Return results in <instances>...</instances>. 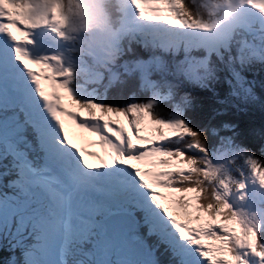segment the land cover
<instances>
[{
    "label": "snow or ice",
    "instance_id": "obj_1",
    "mask_svg": "<svg viewBox=\"0 0 264 264\" xmlns=\"http://www.w3.org/2000/svg\"><path fill=\"white\" fill-rule=\"evenodd\" d=\"M44 2L46 11L35 14L31 0H0V160L14 177L12 191L0 192V233L19 250L11 264H160L161 248L167 264H249V256L264 264L257 226L216 193L205 202L193 181V174L215 173L173 144L192 137V147L205 151L183 120L154 118L151 102H81L68 87L70 70L29 59L18 46L42 24L64 35L63 0ZM242 7L264 18V0H227L228 10L212 22L184 0H129L125 31L183 50L181 69L195 70L207 57L191 53L227 49L236 25L221 26ZM243 55L264 58V49L245 45ZM37 150L39 165L29 155ZM248 164L264 187V165Z\"/></svg>",
    "mask_w": 264,
    "mask_h": 264
},
{
    "label": "trees",
    "instance_id": "obj_2",
    "mask_svg": "<svg viewBox=\"0 0 264 264\" xmlns=\"http://www.w3.org/2000/svg\"><path fill=\"white\" fill-rule=\"evenodd\" d=\"M212 1L215 2L211 6L209 4L202 6L197 0H184V3L194 16L205 22H212L219 18L216 15L225 10L222 8L226 6L227 0ZM201 7L207 9L201 11ZM145 46L146 48L141 46L132 49L125 43V64L112 69L107 76L108 83L103 80L97 81V78L92 83L87 78L91 69V58L84 56L79 60L81 75L79 80L81 84L86 82L91 84L89 93L92 101L117 108H126L132 103L145 104L148 101L152 105L153 117L165 121L169 119L166 108L172 106L178 111L181 120L184 123L188 122L191 130L194 129L198 134L197 137L203 136V143L195 138L202 148L213 145L222 136L228 139L232 137L233 147L236 150L249 153L251 158L248 160L256 159L258 163L264 165V59L260 61L257 56H244V46L231 55L233 47H230L229 50L220 51L219 55L204 53L199 58L207 57V62L204 67L197 68L199 72L185 69L189 74H182L183 71L179 68L187 62L176 61L177 52L172 53L167 50L166 54H163V51L160 53V49L157 48L153 51L147 43ZM110 53H112L111 49ZM135 56H137L136 63L132 62ZM99 57L96 56V62L100 60ZM76 70V67L71 70V75H75ZM246 83L250 84L246 85ZM240 87L244 90L243 95L239 90ZM251 87L254 90L252 93L248 91ZM227 93L232 94L233 97H229ZM243 97L249 101L242 103L240 99ZM29 139H32L31 135ZM181 141L184 145L192 147L194 138L185 136ZM34 152L37 159L42 158V152ZM29 155L34 157L32 152ZM34 162L37 164L36 159ZM241 166L244 172L236 169L233 171V176L247 180L253 174L252 169L249 164H241ZM9 169V161L0 160V192L12 191L7 185L14 177L5 175ZM262 192L264 194V188ZM257 213L249 215L252 223L258 219ZM261 214L257 223L264 230V214ZM257 236L259 243L264 244V231L261 235L257 231ZM13 256L18 260L19 250L12 249L9 238L0 233V264H11ZM162 264H167L166 260H163Z\"/></svg>",
    "mask_w": 264,
    "mask_h": 264
},
{
    "label": "rangeland",
    "instance_id": "obj_3",
    "mask_svg": "<svg viewBox=\"0 0 264 264\" xmlns=\"http://www.w3.org/2000/svg\"><path fill=\"white\" fill-rule=\"evenodd\" d=\"M197 2L202 5V6H211V4H213L212 0H197ZM82 3L83 0H63V4H64V8L70 10V15H69V21L68 24L66 25V31L64 32H69V33H65L63 36L59 35L58 32H55L52 30V27H54L55 25H39L35 28H31L28 29V40L26 41V46L27 49L25 51H29L32 50L33 44L37 45V42L40 40V38L34 39V38H30L32 34H37L40 36H46L48 39H53L55 40V42H57V45L59 47V45H61L60 42L66 44V45H70V42L68 39L71 35H72V31L77 32V27L72 23L74 18H77L78 16V11L79 8L81 7L82 9ZM81 4V6H80ZM43 5L44 4H40ZM223 7V5H222ZM203 8V7H201ZM205 8V7H204ZM206 9V8H205ZM200 10V9H199ZM198 10V11H199ZM228 10V9H227ZM250 14H248L249 18L251 19V21L248 23V27L252 26V22L256 19V17H259V15L257 16L255 14V16L253 17L251 15L252 11L250 9H247ZM86 14V12H85ZM50 18V17H49ZM260 19L262 17H259ZM228 20L226 22L223 23V26L226 27ZM223 29V28H222ZM63 29H59V31H62ZM56 33V34H55ZM52 35V36H50ZM79 37H81V33L78 34ZM64 37L65 39L61 40V38ZM74 38V37H73ZM143 40V39H141ZM73 42V39H72ZM95 44H97V42L95 41ZM22 47V46H21ZM60 50H62V48H59ZM48 50H51L48 48ZM102 50H95L93 51L94 54H97L98 52H100ZM40 54V56H42L43 52H38ZM82 55H89L91 57V52L89 50H82ZM122 56V55H121ZM126 54L123 56V58L120 60L121 61H126L125 59ZM107 58H111V56H107L105 54V60ZM114 64V63H113ZM83 67V66H82ZM114 67V66H112ZM83 70V68H82ZM107 72H110V68L107 69ZM76 74L78 73L75 72ZM77 77L75 76V79ZM108 81V80H107ZM86 82L83 85V89L80 88V85L75 86L76 87V92H72L73 95L75 96L76 99L80 100L81 102H91V97H90V93H89V87H91V84ZM244 84V83H243ZM250 84V83H249ZM248 83H246V85H249ZM251 85L254 87V85L251 83ZM247 87V86H246ZM239 90H241L242 95L244 94V90L240 87ZM248 91H250L251 93L254 92V90H252L251 88H248ZM229 95V97H233L232 94L227 93ZM243 102H247L249 101L248 99H246V97H243V99H240ZM141 103V102H140ZM147 102H145V104H147ZM167 112H169L168 118L169 119H181V117L178 114V111L174 110L172 108V106H169L166 108ZM166 111H164L166 113ZM185 125L189 128L188 122L185 121ZM227 127H229L228 125H226ZM193 127V126H192ZM194 128V127H193ZM192 131H194V129H192ZM232 137L231 139H228L225 136H222L221 138H218V142L214 143L213 145H208V146H204L203 148L205 149L204 152H201L198 148H195L193 151H191L193 153H187L189 157L194 158L197 160V168L199 169H207L210 173L214 172L215 175H209L207 177H204L202 175H200V173H196L193 174V181L195 182H199L200 186L204 189V196H205V202H209L212 201V195L213 193L219 194L222 199L224 200V202L229 204V207L231 206V210L236 212L237 207L239 206H244V210L241 211V214H239L241 216V218L246 219V222H248L249 224H255L257 226V231L258 233L261 235V233L264 231L263 228L261 229L258 225V220L260 217V214L263 215L264 214V197H258V194L255 193V187L253 186L256 183V177L254 176V180L255 181H251L250 183H245V179L244 178H237L235 176H233V171H235L236 169H240L242 170V173L244 172L243 167L241 166V164L244 165H248V158H251V155L249 153H244L240 150H236V148L233 147V143H232ZM192 144V143H191ZM191 146V145H189ZM191 149V148H190ZM192 150V149H191ZM247 156H244V155ZM244 156V158H243ZM240 159H242V161L240 162ZM196 175V176H195ZM195 176V178H194ZM230 176V177H228ZM221 181L224 182V185H226L227 187L225 188L224 186L221 185ZM231 181V182H229ZM243 183L245 185V187L243 189H239L237 188V185ZM235 184V187H234ZM237 188V189H236ZM236 189L235 193H232L233 190ZM251 193H255V194H251ZM228 196V198L226 197ZM229 196H232V199L229 198ZM247 198H250L251 203L250 205H246L247 202L249 201H245ZM214 202V201H213ZM252 205L254 207H256V209H258V219H256L255 223H252L250 220H248V216H252L253 213L246 211L248 210V208L252 207ZM243 214H245L244 217ZM264 245V244H262ZM249 260V264H259L257 258L249 256L248 257Z\"/></svg>",
    "mask_w": 264,
    "mask_h": 264
},
{
    "label": "clouds",
    "instance_id": "obj_4",
    "mask_svg": "<svg viewBox=\"0 0 264 264\" xmlns=\"http://www.w3.org/2000/svg\"><path fill=\"white\" fill-rule=\"evenodd\" d=\"M94 8L86 14L89 17L88 28L98 30L107 41H116L122 35L131 34L125 31L124 5L129 0H93ZM35 14L44 13L43 5L37 4L34 8ZM72 23L81 28L79 18H74ZM185 72V70L180 69ZM200 143L204 142L202 135L197 137Z\"/></svg>",
    "mask_w": 264,
    "mask_h": 264
},
{
    "label": "bare ground",
    "instance_id": "obj_5",
    "mask_svg": "<svg viewBox=\"0 0 264 264\" xmlns=\"http://www.w3.org/2000/svg\"><path fill=\"white\" fill-rule=\"evenodd\" d=\"M247 38V37H246ZM136 39L137 38H135V37H133L132 38V40L133 41H136ZM0 43H6V37L4 36V35H1L0 36ZM22 45V49L25 51V48H24V46H23V44H24V42L23 43H21ZM156 44H159V43H156ZM158 46H160V45H158ZM161 47V46H160ZM168 50H171V49H168ZM143 51L144 52H147V50L146 49H143ZM201 51L203 52V53H207L205 50H203V49H201ZM178 52V51H177ZM145 54H148V53H145ZM192 57L194 56V55H191ZM199 56H203V55H199ZM137 56H135V58H133L132 59V62H137V58H136ZM160 58V57H159ZM176 61H178V62H187V60H186V57L183 55V53H181V55H178V57L176 58ZM121 63V62H120ZM179 69H181V67L179 68ZM196 70V72H199L200 70H197V69H195ZM192 74H195L194 72H191ZM182 74H189L188 72H182ZM192 76V75H191ZM105 82V81H104ZM105 83H108V82H105ZM109 85V84H108ZM167 257H168V255H167ZM166 260V262H168V258H166L165 259Z\"/></svg>",
    "mask_w": 264,
    "mask_h": 264
}]
</instances>
